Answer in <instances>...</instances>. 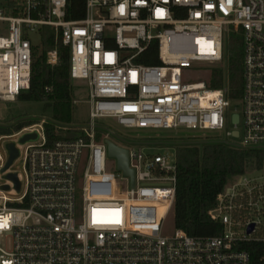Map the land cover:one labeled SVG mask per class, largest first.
<instances>
[{
    "label": "built area",
    "instance_id": "1",
    "mask_svg": "<svg viewBox=\"0 0 264 264\" xmlns=\"http://www.w3.org/2000/svg\"><path fill=\"white\" fill-rule=\"evenodd\" d=\"M69 1L0 0V100L14 101L30 88L31 34L51 26L70 48L71 78L86 82L90 104L89 123L58 124L61 137L52 143L45 117L0 136V264H264V162L219 193L208 211L222 226L219 234L176 228L167 235L177 152L130 149L97 134L102 118L147 131L232 125L220 141L264 150V0H86L77 20L68 18ZM232 34L243 42L240 98L231 97L229 62L218 65L229 60L225 41ZM153 42L160 63H142ZM47 61L59 63L57 47ZM209 65L223 70L222 87H211L216 71L208 80L194 78ZM26 133L38 137L18 143L19 157L4 170L7 138L18 135L11 139L18 142ZM109 142L128 150L134 185ZM10 172L21 189L5 178Z\"/></svg>",
    "mask_w": 264,
    "mask_h": 264
},
{
    "label": "trees",
    "instance_id": "2",
    "mask_svg": "<svg viewBox=\"0 0 264 264\" xmlns=\"http://www.w3.org/2000/svg\"><path fill=\"white\" fill-rule=\"evenodd\" d=\"M86 0H70L68 18L77 20L85 16ZM41 41L34 44L31 86L20 92L17 98L29 101H44L52 108V118L59 122H70L73 106L71 83L70 48L56 41L55 31L51 26H43L40 31ZM58 48L60 61L52 66L47 61L48 51ZM230 48L229 85L231 97L240 98L244 86L243 42L239 37L228 43ZM145 64H159L158 44L151 47L140 59ZM222 69L216 70L215 81L211 87L224 85ZM25 122L17 123L20 130ZM49 142L61 137L60 130L54 123H46ZM8 126L0 124V136L8 134ZM202 142L176 143L178 159V181L173 208L175 228L183 229L197 237L217 235L221 232L220 223L213 220L208 211L214 207L219 193L229 179L260 168L264 162V150L237 147L219 140H201Z\"/></svg>",
    "mask_w": 264,
    "mask_h": 264
},
{
    "label": "rangeland",
    "instance_id": "3",
    "mask_svg": "<svg viewBox=\"0 0 264 264\" xmlns=\"http://www.w3.org/2000/svg\"><path fill=\"white\" fill-rule=\"evenodd\" d=\"M6 24L1 25L0 34H3ZM242 39L240 34H232L229 41L226 42V54L229 55L230 60V51L228 43L236 38ZM31 39L35 43L41 41V36L38 32L31 34ZM227 57V56H226ZM225 57V60L218 64L221 68V65H226L229 62ZM217 65H209L207 68H200L199 72L195 73L194 78L201 80H208L210 72L216 71L219 69ZM72 90H73V106L71 110V119L70 122H59L52 118V108L49 105H46L44 101H29L25 99L17 98L14 101H1L0 100V124L8 126L6 130V135H12L16 133L18 129L17 123L21 120H24L22 124L33 123L40 118L45 117L49 120L50 123L54 125L66 124L73 126H85L90 121L89 111L90 104L88 102L89 89L84 80L81 79H72ZM74 100H77L74 102ZM102 125L103 129H98V136H108L113 139L119 145L125 146L130 149H135L140 146L145 147L146 151L161 152V153H171L173 154L176 151V143L182 142H191V141H201V140H225L226 130L232 129V125H228L222 131H198V130H186L179 129L175 130H141L134 128H127L119 124L115 118H102L98 121ZM58 128V126H57ZM219 134H217V133ZM217 134V135H215ZM19 136L15 135L8 140L17 139ZM4 139L2 141V153L6 157V150L3 147L4 143L7 141ZM230 139V138H228ZM238 140V139H237ZM110 167L113 171L116 169V158H109ZM1 166V165H0ZM18 166L21 167V163H18ZM3 181L0 176V181ZM176 228L174 225L173 215L170 214L164 224L163 232L167 235H172L175 232Z\"/></svg>",
    "mask_w": 264,
    "mask_h": 264
},
{
    "label": "water",
    "instance_id": "4",
    "mask_svg": "<svg viewBox=\"0 0 264 264\" xmlns=\"http://www.w3.org/2000/svg\"><path fill=\"white\" fill-rule=\"evenodd\" d=\"M236 120H238V116H236ZM236 135H238V132H235ZM76 134L74 133H69L67 134V137H75ZM38 137L37 133H26L22 135L19 139L18 142L14 140L7 141L5 143V148L7 150V162L4 167V170H7L10 168V166L15 162V160L19 157L20 155V149L18 147V143L24 144L28 141L31 140H36ZM197 142H202V141H191V143H197ZM190 143V142H189ZM109 154L111 156H115L118 158L119 162V168L123 169L126 174H129L132 177V183L134 185V171L129 168V153L128 150L122 147H119L115 145L112 142H109ZM5 178L11 179L12 181L15 182L17 189H21V182L18 178V174L16 172H10L5 175ZM6 189L9 188V186H4Z\"/></svg>",
    "mask_w": 264,
    "mask_h": 264
},
{
    "label": "snow or ice",
    "instance_id": "5",
    "mask_svg": "<svg viewBox=\"0 0 264 264\" xmlns=\"http://www.w3.org/2000/svg\"><path fill=\"white\" fill-rule=\"evenodd\" d=\"M0 226H2V225H0Z\"/></svg>",
    "mask_w": 264,
    "mask_h": 264
}]
</instances>
